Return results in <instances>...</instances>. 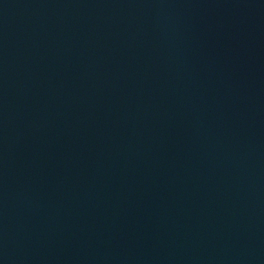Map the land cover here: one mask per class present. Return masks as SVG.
I'll use <instances>...</instances> for the list:
<instances>
[{"label":"water","instance_id":"1","mask_svg":"<svg viewBox=\"0 0 264 264\" xmlns=\"http://www.w3.org/2000/svg\"><path fill=\"white\" fill-rule=\"evenodd\" d=\"M0 264H264V0H0Z\"/></svg>","mask_w":264,"mask_h":264}]
</instances>
